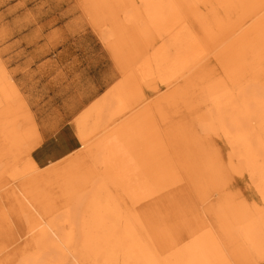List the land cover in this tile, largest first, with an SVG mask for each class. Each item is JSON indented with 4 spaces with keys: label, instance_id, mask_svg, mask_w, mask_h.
Segmentation results:
<instances>
[{
    "label": "bare ground",
    "instance_id": "bare-ground-1",
    "mask_svg": "<svg viewBox=\"0 0 264 264\" xmlns=\"http://www.w3.org/2000/svg\"><path fill=\"white\" fill-rule=\"evenodd\" d=\"M86 1L123 77L76 117L80 147L38 164L42 138L0 62V264L264 263V0ZM158 78L168 96L144 98ZM178 101L206 127L180 122L173 149L161 122ZM209 132L226 159L201 145ZM235 172L258 199L208 201ZM6 176L17 184L1 191Z\"/></svg>",
    "mask_w": 264,
    "mask_h": 264
},
{
    "label": "rangeland",
    "instance_id": "rangeland-1",
    "mask_svg": "<svg viewBox=\"0 0 264 264\" xmlns=\"http://www.w3.org/2000/svg\"><path fill=\"white\" fill-rule=\"evenodd\" d=\"M97 15L86 0H0V62L8 77L20 88L33 117L35 134L42 138L41 145L32 153L41 167L80 147L76 117L123 77L120 50L114 44L110 49L103 42L102 38L109 37L110 30L102 25ZM155 85L160 89L158 94L168 96L166 82L158 78L141 86L144 98L155 99L158 95L153 90ZM181 91L170 99L165 97L162 106L173 111L167 103L179 99ZM193 96L198 98V92ZM176 103L180 105L179 112L170 115V121L161 122L168 134L166 138L177 141L173 149L180 146V122H187L191 128L188 130L196 131L199 137L205 134L206 127L198 123V117L190 114L183 102ZM134 107L139 106L135 104ZM209 133L206 137L211 138L210 143L206 145L202 141L201 145L208 152L213 149L210 152L213 155L225 158L229 152L226 140ZM226 182V194L218 189L221 186H211L208 201L216 204L220 194L238 201L246 196L252 201L251 196L257 193L247 173H231ZM15 184L16 180L6 176L2 184L6 187L1 191ZM192 199L195 197L191 198L194 202ZM18 223L15 219L13 226ZM17 229L23 231L21 225Z\"/></svg>",
    "mask_w": 264,
    "mask_h": 264
},
{
    "label": "crops",
    "instance_id": "crops-1",
    "mask_svg": "<svg viewBox=\"0 0 264 264\" xmlns=\"http://www.w3.org/2000/svg\"><path fill=\"white\" fill-rule=\"evenodd\" d=\"M36 159V158H35ZM37 162H39L37 159H36Z\"/></svg>",
    "mask_w": 264,
    "mask_h": 264
}]
</instances>
